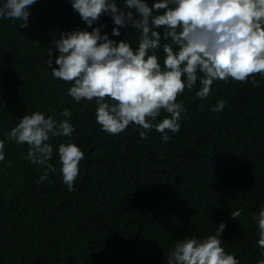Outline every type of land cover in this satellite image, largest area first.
Segmentation results:
<instances>
[{
  "label": "trees",
  "instance_id": "trees-1",
  "mask_svg": "<svg viewBox=\"0 0 264 264\" xmlns=\"http://www.w3.org/2000/svg\"><path fill=\"white\" fill-rule=\"evenodd\" d=\"M117 2L123 9L124 0ZM29 12L26 28L0 19V264H167L178 240L214 234L221 222L222 246L239 264L264 259L253 218L264 208V77L255 76L258 87L251 79L216 80L207 99L196 96L199 81L186 89L177 102L187 113L167 142L154 128L141 139L135 125L110 135L96 123L95 99L77 103L68 95L71 83L54 78L47 64L60 33L92 28L70 0H36ZM101 24L102 35L138 47L130 25L115 37L110 16L93 27ZM57 56L53 49V67ZM158 56L162 64V48ZM221 99L224 110L212 111ZM65 109L74 131L48 141L56 171L41 181L44 170L27 158L29 146L6 134L24 115L39 111L59 122ZM166 116L162 111L154 123ZM69 140L84 152L71 192L58 154Z\"/></svg>",
  "mask_w": 264,
  "mask_h": 264
},
{
  "label": "clouds",
  "instance_id": "clouds-1",
  "mask_svg": "<svg viewBox=\"0 0 264 264\" xmlns=\"http://www.w3.org/2000/svg\"><path fill=\"white\" fill-rule=\"evenodd\" d=\"M70 2L92 31L77 28L60 33L47 53V64L54 78L71 83L68 95L77 103L95 99L96 123L107 134L118 135L135 125L141 129V139H147L146 133L154 128L167 142L168 132H179V122L187 113L183 102H177L186 89L199 81L196 96L207 99L216 80L247 84L251 79L258 87L255 76L264 77V0H153L151 5L147 0H124L123 9L117 0ZM34 3L36 0H3L0 19L21 21V27L26 28ZM102 15L114 22L112 36L119 37L120 28H134L139 34L138 47L102 35L106 25L93 27ZM161 48L162 64L158 56ZM53 49L58 52L56 67ZM225 106L221 99L212 111L222 112ZM162 111L168 116L154 123ZM59 115L65 119L58 122L39 111L24 115L6 134L16 144L29 146L27 158L44 170L41 181L49 171H56L49 163L53 148L48 141L51 137L70 138L74 131L72 113L65 109ZM4 149L5 140L0 139V161L5 159ZM58 154L63 183L69 192L74 191L84 152L69 140L59 145ZM241 212H231V218L236 220ZM253 218L259 230L257 245L264 249V208ZM225 228L221 222L214 234L178 240L167 264H239L222 246ZM257 264H264V259Z\"/></svg>",
  "mask_w": 264,
  "mask_h": 264
}]
</instances>
